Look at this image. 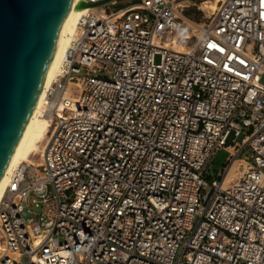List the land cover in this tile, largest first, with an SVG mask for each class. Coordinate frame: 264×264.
I'll return each instance as SVG.
<instances>
[{
    "label": "built area",
    "instance_id": "1",
    "mask_svg": "<svg viewBox=\"0 0 264 264\" xmlns=\"http://www.w3.org/2000/svg\"><path fill=\"white\" fill-rule=\"evenodd\" d=\"M123 1L82 0L42 152L0 200V264H264V0L202 23Z\"/></svg>",
    "mask_w": 264,
    "mask_h": 264
},
{
    "label": "water",
    "instance_id": "2",
    "mask_svg": "<svg viewBox=\"0 0 264 264\" xmlns=\"http://www.w3.org/2000/svg\"><path fill=\"white\" fill-rule=\"evenodd\" d=\"M74 1L0 0V180L35 110Z\"/></svg>",
    "mask_w": 264,
    "mask_h": 264
},
{
    "label": "bare ground",
    "instance_id": "3",
    "mask_svg": "<svg viewBox=\"0 0 264 264\" xmlns=\"http://www.w3.org/2000/svg\"><path fill=\"white\" fill-rule=\"evenodd\" d=\"M220 1L221 0H215L212 3L205 2L203 3L202 8L214 10L216 6L215 4ZM80 3H82V0L74 1V5L70 9L64 21L60 32L59 42L55 51V55L46 75L43 89L38 99L35 110L13 153L10 164L2 179L0 180V200L9 182V177L12 170H14L17 166L24 162L30 161L42 152L43 145L46 139V133L49 126V117L51 113L50 102L46 99V89H48L52 85L58 75L66 48L70 43L71 38L76 33L77 25L80 18L89 11L88 7H77V5ZM177 48L181 49L180 46H178Z\"/></svg>",
    "mask_w": 264,
    "mask_h": 264
},
{
    "label": "rangeland",
    "instance_id": "4",
    "mask_svg": "<svg viewBox=\"0 0 264 264\" xmlns=\"http://www.w3.org/2000/svg\"><path fill=\"white\" fill-rule=\"evenodd\" d=\"M133 0H126L121 2V5H124L126 3H130ZM215 0H180L179 4L182 8V13L183 12H191V19H188L192 22L195 23H202L204 22L208 16L211 15V12L214 10H209V9H203L202 5L205 2H214ZM217 6V3L215 4ZM215 6V8H216ZM261 83L264 84V78L261 80ZM76 94L75 90H72L69 93V98L73 99ZM228 153H226L223 150H220L212 159L210 165L206 169V177L209 178L210 180H217V175L218 173L224 168L225 166V161L228 158ZM33 159L38 161V155L35 156Z\"/></svg>",
    "mask_w": 264,
    "mask_h": 264
},
{
    "label": "trees",
    "instance_id": "5",
    "mask_svg": "<svg viewBox=\"0 0 264 264\" xmlns=\"http://www.w3.org/2000/svg\"><path fill=\"white\" fill-rule=\"evenodd\" d=\"M183 16H184L186 19H191V12H183Z\"/></svg>",
    "mask_w": 264,
    "mask_h": 264
}]
</instances>
